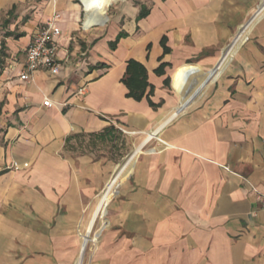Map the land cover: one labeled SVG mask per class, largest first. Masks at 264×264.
<instances>
[{
	"label": "crops",
	"instance_id": "0c3cea01",
	"mask_svg": "<svg viewBox=\"0 0 264 264\" xmlns=\"http://www.w3.org/2000/svg\"><path fill=\"white\" fill-rule=\"evenodd\" d=\"M94 5L0 0V264H81L113 194L85 264H264V0ZM54 11L61 66L21 80ZM130 59L155 106L127 96ZM110 125L145 136L108 178L115 150L87 134Z\"/></svg>",
	"mask_w": 264,
	"mask_h": 264
},
{
	"label": "rangeland",
	"instance_id": "374dc122",
	"mask_svg": "<svg viewBox=\"0 0 264 264\" xmlns=\"http://www.w3.org/2000/svg\"><path fill=\"white\" fill-rule=\"evenodd\" d=\"M117 2H118V0L116 2H111V4H98V5L96 4V5L91 7L93 9V11L90 12V13H93L91 15H93L92 17L95 18L96 20L102 19V17L104 16L107 19V21H109L111 19V16L114 15V10H112V9H114L113 7H114V5ZM193 105H195V104H193ZM193 105H191L189 108H191ZM144 136H145V134H143V135L142 134H129V133L126 134V133H123L120 130H114V129L111 130L109 133L107 132L106 140L103 142L104 143V151L107 152V150H108L107 146H111L115 150V152H112V160H111V166H110V172H109L108 178L111 177V175L113 173V170H114L115 166L119 163V161L121 159H123L133 149L135 144H137ZM80 139H82V141H83V138H80ZM158 143L159 142L154 140V139L151 140V142L147 146H145L143 148L142 152L151 151L150 148H153V149L156 148L158 146ZM72 146L74 147L72 149H74L75 151H79L78 148L81 145H80V143H78V144L74 143V145H72ZM142 152H140V153H142ZM128 176L129 175H127L119 183L123 182ZM102 189H103V187H102ZM102 189L97 191L96 194L94 195V197L91 199L90 203H88V205L86 207V212H85L86 213V217H87L89 211L91 210V208L93 207V205H94V203L96 201V198H97V196L99 195V193L101 192ZM113 195H112V197H113ZM112 197L110 198V200H109V202H108V204L106 206L104 216L100 217V218H97L95 223H94V226H93L92 231H91V235L89 237V243L87 244L85 252H84V255H83L82 259H81V264H85V261H86L88 255H89V252L91 251V249H92V247H93V245L95 243V237H96V235H97L102 223L106 220L107 213H108V207H109V204L111 202ZM78 248L80 249V238H79V246H78ZM78 255H79V251H78L76 256H78Z\"/></svg>",
	"mask_w": 264,
	"mask_h": 264
},
{
	"label": "built area",
	"instance_id": "2783aa9c",
	"mask_svg": "<svg viewBox=\"0 0 264 264\" xmlns=\"http://www.w3.org/2000/svg\"><path fill=\"white\" fill-rule=\"evenodd\" d=\"M59 13L54 11L49 19H47L32 34L31 40L26 48L25 62L23 63L21 80H28L32 73L38 69H47L56 72L60 66V60L57 57L58 45L55 38L59 35L60 29L57 25ZM50 100L47 98L43 101V105H49ZM157 146L152 151L160 149ZM261 206L264 208V199L261 200Z\"/></svg>",
	"mask_w": 264,
	"mask_h": 264
},
{
	"label": "trees",
	"instance_id": "16d2710c",
	"mask_svg": "<svg viewBox=\"0 0 264 264\" xmlns=\"http://www.w3.org/2000/svg\"><path fill=\"white\" fill-rule=\"evenodd\" d=\"M87 2L90 5L96 4V0H87ZM146 14L147 12L143 9V7H141L140 12L138 14V18L144 17ZM120 36L121 35L118 34L115 40V43L118 41ZM164 40L165 38H162L163 44H164ZM164 51H168V48L164 47ZM156 72L158 73L162 72L161 65L156 69ZM121 80L128 89L127 96H130L136 100H140L143 96H146L150 105L155 106V104L149 99V95H151L153 92V86L148 83L146 69L141 63L133 59L128 60L125 74ZM147 87H149V90L146 93ZM185 89L186 87L182 88L181 92H183ZM113 129H114V126L110 125L100 132L89 133L87 134V136L90 137V139L96 138L97 140H101L104 142L106 140L107 132L109 133ZM83 136L86 137L85 134H78V136L76 137H83ZM73 137H74L73 135L71 137H68L66 139V144L69 143V141H71V138Z\"/></svg>",
	"mask_w": 264,
	"mask_h": 264
}]
</instances>
